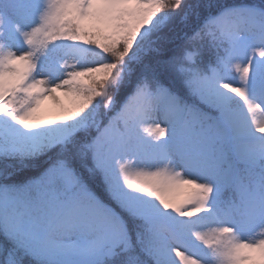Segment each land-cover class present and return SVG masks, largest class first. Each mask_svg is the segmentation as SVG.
<instances>
[{"label":"snow or ice","instance_id":"snow-or-ice-1","mask_svg":"<svg viewBox=\"0 0 264 264\" xmlns=\"http://www.w3.org/2000/svg\"><path fill=\"white\" fill-rule=\"evenodd\" d=\"M0 264H264V0H0Z\"/></svg>","mask_w":264,"mask_h":264},{"label":"rangeland","instance_id":"rangeland-1","mask_svg":"<svg viewBox=\"0 0 264 264\" xmlns=\"http://www.w3.org/2000/svg\"><path fill=\"white\" fill-rule=\"evenodd\" d=\"M65 103H67V101H65ZM44 108L46 110V114H55L56 112V108L55 106L53 105V103L49 100H46L44 102Z\"/></svg>","mask_w":264,"mask_h":264}]
</instances>
